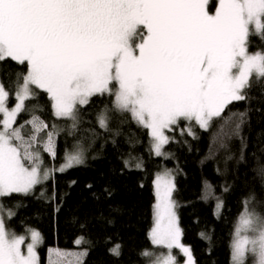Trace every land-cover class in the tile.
Instances as JSON below:
<instances>
[{
    "label": "snow or ice",
    "instance_id": "1",
    "mask_svg": "<svg viewBox=\"0 0 264 264\" xmlns=\"http://www.w3.org/2000/svg\"><path fill=\"white\" fill-rule=\"evenodd\" d=\"M209 3L0 0V65L10 60L26 68L15 74L16 103L11 108L8 100L13 93L0 79V198L29 195L53 171L83 163V150L77 147L65 150L58 169L42 168L41 149L55 159L60 130L38 114L44 110L41 93L46 94L54 117L72 121L71 129L94 96H114L113 107L130 113L148 130L157 156L167 155L163 148L173 139L166 130L173 131L181 122H187L181 132L191 136H195L193 122L203 130L217 119L227 123L224 113L231 104L248 100L257 84L264 87V49L249 50L252 35L264 41V0H218L214 12L209 11ZM31 101L35 103L29 107ZM25 112L30 118L17 124ZM245 116L246 112L238 114L237 130ZM97 119L107 129V109ZM26 128H30L27 134ZM154 188L149 238L167 253L152 264H178L174 249L184 255L186 264H195L190 247L181 240L171 173L157 174ZM4 211L0 204V264H40L41 234L28 229L31 242L23 250L26 238L8 230ZM6 211L9 218L15 215L11 209ZM81 243L82 237L75 241ZM230 247L232 264H246L249 254L255 264H264V217L246 208ZM119 249L116 245L110 251L118 256ZM86 255V251L48 249L49 264L68 257H75L74 264H83Z\"/></svg>",
    "mask_w": 264,
    "mask_h": 264
},
{
    "label": "trees",
    "instance_id": "2",
    "mask_svg": "<svg viewBox=\"0 0 264 264\" xmlns=\"http://www.w3.org/2000/svg\"><path fill=\"white\" fill-rule=\"evenodd\" d=\"M260 49L264 41L252 35L249 50ZM22 71L26 68L10 60L0 65V79L13 93L9 105L15 102V74ZM113 100L108 94L94 96L71 129L72 121L54 117L46 94H40L44 110L38 114L60 130L56 158L41 149L43 165L58 169L65 150L77 147L83 150V163L53 171L29 195L1 198L4 209L15 213L11 218L4 214L6 227L40 232V264H45L50 247L86 251L83 264H148L142 253L152 247L154 174L172 168L181 238L195 264H232V235L244 207L264 217V87L257 84L248 100L231 104L224 113L227 123L217 119L208 130L196 126L195 136L176 134L164 146L167 157L154 154L148 130L130 113L115 109ZM105 109L107 129L97 119ZM240 112L246 116L237 130ZM29 118V113H22L17 124ZM29 131L26 128L25 134ZM79 237L83 243L77 245ZM116 245L118 256L110 251ZM246 264H255L251 254Z\"/></svg>",
    "mask_w": 264,
    "mask_h": 264
},
{
    "label": "rangeland",
    "instance_id": "3",
    "mask_svg": "<svg viewBox=\"0 0 264 264\" xmlns=\"http://www.w3.org/2000/svg\"><path fill=\"white\" fill-rule=\"evenodd\" d=\"M217 2H218V0H210V3H209V11L210 12H214L215 11V7H216V4H217ZM256 51H258V50H254V51H250V52H252V53H255ZM115 84H113V89H115ZM114 97V96H113ZM16 103V101L12 104V105H9L8 104V107L9 108H11L14 104ZM186 124H187V122H181V124H180V126H178V127H175L174 128V130L173 131H171V132H168L167 130H166V134L167 135H169L170 137H174V136H176V134H180V133H182L181 132V129L182 128H185L186 127ZM196 126H198V125H195L194 124V122H193V127H192V131L194 132L195 131V127ZM199 127V126H198ZM184 132H186V131H184ZM163 152H165V148H163ZM161 156H163V157H167V155L165 156V155H161ZM42 160H43V158H42ZM62 163H64V161L62 162ZM61 163V164H62ZM60 167V166H59ZM58 167V168H59ZM42 168H47V169H52V168H48V167H46V166H44L43 164H42ZM166 171H168V172H170L171 173V175H172V178H173V180H174V178H175V173H174V169H172V168H170V169H168V168H162V169H159V171H156L155 172V174H154V179H153V192L155 191V188H154V181H155V179H156V177H157V174H163V173H165ZM52 174V173H51ZM46 180H44V181H42V182H45ZM33 191V190H32ZM155 196V195H154ZM173 199H174V196H173ZM175 200V199H174ZM155 200H154V203H153V205L155 204ZM176 202V201H175ZM219 203V200L216 202V212L218 213V209H217V204ZM0 204H1V198H0ZM177 204V203H176ZM177 208V207H176ZM5 211H4V214L5 215H7V208H5L4 209ZM176 210V213H177V209H175ZM246 210V207H244V209H243V212ZM248 210V209H247ZM251 211V210H250ZM242 212V213H243ZM241 213V214H242ZM241 214L239 215V217H238V219H237V221H236V226H237V223H238V220H239V218H240V216H241ZM177 216H178V214H177ZM153 217H154V214H153ZM154 226V220H153V225H152V227ZM152 227H151V229H152ZM8 228V227H7ZM236 228V227H235ZM12 229V227H9L8 228V230L10 231V232H12V233H15L16 235H23V236H25V238H26V240H25V245L24 246H22V249L23 250H25L26 251V244L27 243H29V242H31V240H30V233L28 232V229H33V230H36L35 228H28V229H26L25 231L24 230H22V231H20V232H16V231H14V230H11ZM150 229V230H151ZM36 231H38V230H36ZM39 232V231H38ZM40 233V232H39ZM79 238H81V237H79ZM78 239V238H77ZM76 239V240H77ZM75 240V241H76ZM181 240H182V238H181ZM232 240H233V235H232ZM182 243L185 245V246H188L189 247V245L188 244H186V243H184L183 241H182ZM41 245V244H40ZM40 245H38L37 246V252H38V247L40 246ZM50 248H52V247H50ZM49 249V248H48ZM48 249H47V253H46V257H45V264H49V259H48ZM53 249H56V248H53ZM65 252H67V253H79V252H82V250H64ZM146 251H149V252H151L153 255L151 256V257H146V259L148 260V264H152V261L157 257V256H160L161 254H166L167 253V249L166 248H164L163 246H157V245H153L152 244V247L150 248V249H148V250H146ZM38 255H39V252H38ZM173 255H175V257H176V259H177V262H178V264H186V258L184 257V255L179 251V250H173ZM178 255H179V257H178ZM231 255H232V253H231ZM40 257V256H39ZM54 259H56L55 257H54ZM68 261H73V264H74V261H75V257H68L66 260H63V261H60L59 262V264H68Z\"/></svg>",
    "mask_w": 264,
    "mask_h": 264
}]
</instances>
